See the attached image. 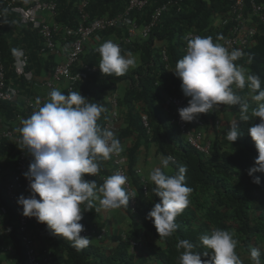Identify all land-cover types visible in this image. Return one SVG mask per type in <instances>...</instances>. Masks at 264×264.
Segmentation results:
<instances>
[{"label":"trees","instance_id":"1","mask_svg":"<svg viewBox=\"0 0 264 264\" xmlns=\"http://www.w3.org/2000/svg\"><path fill=\"white\" fill-rule=\"evenodd\" d=\"M17 1L20 4L19 0ZM88 1L85 12L88 13L89 22H91L98 18H109L123 13L130 0ZM165 1L167 0H158V3ZM235 1L182 0L178 5L170 6L166 10L147 39L137 38L131 43H126L122 38L125 37L123 29L102 31L92 37L99 38L102 43L111 40L120 46L122 54L131 52L137 56L138 63L135 68H129L122 76L95 73L71 86L65 82L60 85L67 88L65 93L70 89L80 91L82 96L89 99V102L99 103L105 107L106 111L97 120V124L102 129L105 128L113 111L108 98L116 94L120 84L126 86L123 96L118 99L119 114L113 128L128 159L125 168L137 190V207L134 211L129 204L128 207H121L129 218V231L125 235L112 236L110 244L106 246L103 243H90L82 250L74 248L72 242L66 238L53 235L46 224L38 223L33 217L34 222L29 225L28 232L30 230L35 232L32 231L29 236L40 254H43V251L49 252L51 264H177L178 256L183 251L176 247L180 239H188L196 244L195 250L201 254L202 259H207L204 253L210 250L200 244L199 237L210 234L215 228L232 233L234 239L238 241L235 250L242 264H252L250 259L252 247L261 250V264H264V173L248 175V170L254 166L258 156L255 142L249 135L248 129L253 124H258L259 118L251 117L249 121H242L238 105H224L223 110L230 109L235 112L234 119L242 135L226 147L225 142H220L221 130L213 128L214 137L205 136V140L210 142V155H206L188 144L177 123L173 122L176 115H166L164 112L168 97L180 96L182 93V81L172 71L175 69L176 62L183 58L182 48L187 43L186 35L211 36L214 42L220 43L228 33L230 24L223 25L220 22L218 26H214V22L223 21L230 5ZM243 1L244 15L248 17L249 14L251 15L250 0ZM56 2L58 8L53 20L60 25L77 26L79 0H56ZM255 2L264 4V0H255ZM156 6L157 4L149 2L143 10L132 13L133 19L140 27L144 26ZM0 12L5 23L0 27V56L4 62L7 84L17 86L24 97L32 96L35 94L31 89L33 80L27 81L23 76H16L13 50L22 49L26 52L29 56L26 71H30L34 78L44 71L51 76L54 59L57 56L46 51L38 33L29 25L22 24L18 15L10 12L1 0ZM251 17L258 33L253 43L243 51L244 55L235 63L245 70L246 75L256 73L264 80V27L258 21V17ZM217 37L222 39L217 40ZM160 43L164 44L166 49L169 68L165 67L161 59L158 45ZM80 59L84 64L98 67L101 57L95 48L85 50ZM74 70H78V67ZM234 90L243 101L249 104L251 116V109L258 105L251 99L247 83L244 89ZM248 96L250 99L246 100ZM31 114L21 96L12 102L0 101V116L11 124L16 121V115L28 118ZM198 117L192 122H185L188 131L203 133L202 127L212 128L219 121L216 110L212 112V120L209 122L207 121L209 116L205 114ZM143 119L147 127H144ZM203 120L207 121L208 125H204ZM130 138H134V141L130 147H127ZM144 147H153L158 155L174 158L175 163H170L169 168L164 169L168 175L175 174L180 165L187 168L186 184L193 189L189 196L190 204L176 218L179 228L171 237H160L153 221L146 219L148 212L155 203L160 202V198L153 191L155 185L150 179L148 195H144L134 172L137 155ZM16 153L14 143L3 140L0 144V166L2 161H6L5 159H12L11 164H13L17 159L18 153ZM31 161L28 162V168ZM99 164L98 173H106L109 166L107 160L101 158ZM10 174L11 171L4 170L3 176L8 177L0 176V216L3 231L8 225H14L19 212H22V206L15 205L6 194ZM255 176L260 177V185L252 182ZM84 178L95 180L97 187L103 184L89 174H85ZM28 185L29 182L26 179L21 190L25 197L30 195ZM37 198H39L38 195ZM80 207L83 215L80 223L84 225L85 230L96 226L90 222V218L96 211L95 203L92 202L91 208L88 202L82 203ZM141 234L146 238L142 253L131 249L128 242V239L139 238ZM20 239L21 235L16 230L9 235L0 234V254L2 257H9V260L12 259L11 262L13 261L14 264H25L24 246ZM1 260L0 257V264H8L9 260L4 262Z\"/></svg>","mask_w":264,"mask_h":264},{"label":"clouds","instance_id":"2","mask_svg":"<svg viewBox=\"0 0 264 264\" xmlns=\"http://www.w3.org/2000/svg\"><path fill=\"white\" fill-rule=\"evenodd\" d=\"M225 16L228 17L227 12ZM46 17L51 20L50 17ZM220 22L223 24L224 20H216L214 26H218ZM227 24L230 23L223 25ZM253 26L256 29L254 24ZM187 35L186 54H183L182 48L183 58L176 62L172 71L182 81L183 95L190 98L187 106L178 109L181 120L192 122L199 114L209 113L214 106L220 104L238 105L242 121L258 117L259 123L253 124L248 129L258 152L254 166L248 170V175L264 173V88H262L264 80L256 73L246 75L245 70L235 63L244 55L243 51L253 43L256 36L245 49L229 51L221 43L222 41L214 42L211 36ZM219 39L222 37H217V40ZM97 51L101 57L98 67L103 74L122 76L130 67L136 65L133 54L131 52L122 54L120 46L111 40L100 44ZM169 67L168 64L166 68ZM246 83L250 89L251 99L258 105L251 109V116L249 104L234 90L244 89ZM64 93L60 89H52L48 93L47 102H44L30 117L21 119V127L18 128L21 143L33 159L28 171L24 173L29 182L30 195L27 197L20 195L17 204L22 206L23 216L34 217L38 223L46 224L53 235L66 238L72 242L74 248L82 250L90 244L91 238L99 235L100 231L96 226L97 232L93 237L81 235L85 228L80 223L83 219L80 205L88 202L91 208L92 202L98 200L104 208L128 207L130 195L124 187L128 177L116 172L108 176L99 187L95 180L84 178L85 174L96 175L100 171V159L107 160L112 154H118L122 150L121 143L113 130L102 129L97 124L101 114L106 111L103 105L89 102L80 91H70L67 95ZM111 97L117 100L116 111L119 114L118 98L120 97L117 92L109 98ZM36 104L41 105L39 98L36 99ZM168 108L170 106L167 100L164 112L166 115H171L166 112ZM213 128L221 130L220 121L212 126L214 133ZM241 135L238 123L234 120L225 138L232 143ZM170 163H175L172 156L161 155L160 166L150 172V180L155 185L153 191L160 198V202L154 204L146 219L153 221L160 237H171L177 231L179 225L176 223V218L189 206V196L193 191L186 184V166L180 165L175 174L168 175L164 169H168ZM146 180L149 188V181ZM252 182L260 185L261 179L255 176ZM130 241L141 243V246L133 247ZM199 241L203 247L210 250L204 253L208 258L202 259L201 254L195 250L196 244L188 239H180L176 247L183 251L178 256L177 264H242L235 250L238 241L229 231L215 228L210 234L201 235ZM128 242L131 249L140 252L144 248L145 237L141 234L139 238L128 239ZM260 257L261 250L252 247L250 249L252 264H261Z\"/></svg>","mask_w":264,"mask_h":264},{"label":"built area","instance_id":"3","mask_svg":"<svg viewBox=\"0 0 264 264\" xmlns=\"http://www.w3.org/2000/svg\"><path fill=\"white\" fill-rule=\"evenodd\" d=\"M2 4L5 5L10 12L18 15L20 22L24 25H29L35 30L38 35L42 38L45 46V50L58 55L60 53L58 49V43L67 45V54L65 59L54 65L50 78L42 80L40 87L45 90L46 98L42 100L38 95L24 97L22 96L20 89L17 86L8 85L5 78V67L4 62L0 56V101L12 102L19 96L23 97L24 105L34 112L38 110L44 102L49 100L48 93L52 89H59L60 84L63 82L67 83L68 86L72 84L84 81L88 75L95 73H102L99 67L91 66L81 62L80 57L84 53V48L87 42L96 34L111 29H123L125 37H122L126 43H131L134 39L142 38L147 39L151 30L156 27L163 14L170 6L178 5L182 0H167L163 3H158V0H130L126 10L114 17H103L95 19L89 22V15L85 12V8L88 5V0H79V6L77 8L79 15V23L75 27H69L66 25H60L56 23L52 18L55 16L58 4L56 0H1ZM149 2L157 4L152 13L150 14L148 22L144 26L139 24L133 19L132 13L134 11L143 10ZM249 5L251 7V15L246 17L244 15L245 3L243 0H236L234 4L230 5L227 11V18L224 19L223 24L232 23L228 34L222 40V44L231 51L232 49L243 50L248 47L256 36V29L251 24V16L258 17V21L264 27V4L260 5L255 0H250ZM178 7V6H177ZM45 16L51 18V20L45 19ZM251 21V22H250ZM4 18L0 12V27L4 25ZM86 24V25H85ZM196 36L195 34H188ZM187 35V36H188ZM164 44L160 43V55L165 67H168V55ZM187 44L183 47V54H186ZM13 57L15 59L14 68L16 76H23L27 81H34L36 78L30 71H26V65L29 61V56L24 50H13ZM78 67V70H74ZM70 87H68L69 89ZM71 89L64 93L67 95ZM63 92V91H62ZM81 93V92H80ZM82 95V93H81ZM39 98L41 105L36 104V99ZM189 97H185L183 92L180 96H169L168 104L170 108L166 109L168 114L172 116L176 115V119L173 120L177 123L183 136L186 137L188 143L193 146L196 150L208 155L210 153V142L205 140V136L202 132L188 131L186 129V123L181 120L178 109L187 106ZM109 101L113 107V111L109 121L106 123L105 128L114 131V122L117 120V100L115 97L109 98ZM20 115H16V121L12 124L6 121L0 116V144L3 140H10L16 146V160L13 164H10L9 169L6 166V161H2L0 166V175L4 173V170L11 171L9 176V182L6 186V194L8 198L17 205V198L23 195L21 192L23 184L26 181L24 173L28 171V162L32 160L31 154L24 148L21 143V134L18 128L21 127ZM144 126L147 127V123L143 120ZM18 156V157H17ZM7 160V159H5ZM109 164L106 173H97L92 177H96L102 183L105 179L120 172L128 177V180L124 187L130 195L129 207L131 210L136 209V187L133 180L127 174V170L122 161L121 155L112 154L111 158L107 159ZM135 174L138 176L139 184L142 192L146 195L148 193V182L142 174L141 169H135ZM90 175V174H89ZM33 222V217H25L22 212H19L16 223L14 225H8L3 231L2 217L0 216V234H10L14 230L21 235V244L24 246L25 264H51V256L49 252L43 251L40 254L34 246L33 240L28 234V226ZM97 232L96 226L91 229H86L81 233L82 236L93 237ZM131 246L140 247L141 243L136 241H130ZM11 250V248H10Z\"/></svg>","mask_w":264,"mask_h":264},{"label":"crops","instance_id":"4","mask_svg":"<svg viewBox=\"0 0 264 264\" xmlns=\"http://www.w3.org/2000/svg\"><path fill=\"white\" fill-rule=\"evenodd\" d=\"M100 44H102V41H100L99 38L94 37L89 40L88 44H86L85 50L86 51L88 49L94 50L95 48H98ZM58 49L60 50V53L57 55L56 59H54V65L59 64L61 61H63L67 54V48L65 46L58 47ZM49 77L50 76L47 73L46 74L41 73V75L38 74L37 77H35L36 79L32 82V86H31L32 91L36 95H38L42 100L46 98V93H45V90L41 88L39 84L42 80L48 79ZM120 85L123 87V90L125 91L126 86H124L123 84H120ZM119 86L117 89V94L119 93ZM59 89L64 92L67 90V88L64 85L63 86L60 85ZM124 91H123V94H124ZM123 94L122 95L119 94L118 96L122 97ZM221 107H224V106H221ZM216 109H220V108H218V106H214L213 109L209 113L211 114ZM225 110H228V109H225ZM209 113H202V114H205L208 117L210 116ZM233 113L235 112L234 111L232 112V116L231 114H228V112H224L223 114L220 115L221 118L219 121H220L221 133L228 130L229 128L228 123L230 122V120L235 118V114ZM198 119H201V117H198ZM207 121L209 122V120ZM207 121L205 122L207 123ZM202 128L201 129L203 130V133L205 134V136L207 138H212L211 135L213 134V132L211 133L210 127L204 126ZM133 141H134V138L128 139L127 147H130ZM121 149L122 150L119 153L121 154L123 162L126 166L128 159L126 157L124 148H121ZM160 157L161 156L155 152V149L153 147H148V148L144 147L139 151L137 155V161H136L135 166L136 168L141 169L144 177L149 180L150 177H147L145 174L147 172H151L155 167L160 166ZM93 202L96 205V211L94 215L90 218V222L91 224H94L98 227L100 233L99 235L91 238V241H90L91 244H100V243L102 244L103 243V245L106 246L110 244V239L112 236L125 235L129 231V218H128V215L123 211L121 207L116 208V209L104 208L100 205L98 200H94ZM32 231L33 230H30L29 233H31ZM34 232L35 231H33V233ZM0 257L2 259L1 260L2 262H4L5 260H9V257L8 258H6L5 256L2 257L1 254H0ZM11 260L8 261V264H14L13 261L11 262Z\"/></svg>","mask_w":264,"mask_h":264},{"label":"rangeland","instance_id":"5","mask_svg":"<svg viewBox=\"0 0 264 264\" xmlns=\"http://www.w3.org/2000/svg\"><path fill=\"white\" fill-rule=\"evenodd\" d=\"M45 19H47L48 20V18L45 16ZM59 45H60V47H62V44L60 43V42H57ZM135 58H136V64L138 63V57L137 56H135V55H133ZM136 66V65H135ZM130 68H132V69H134L135 67H130ZM47 72L46 71H44V72H42V74H46ZM48 74V73H47ZM12 85V84H11ZM123 87L120 85L119 86V93H118V95L120 94V95H122L123 94ZM120 98H121V96H119ZM119 99V98H118ZM250 99V97L248 96V99H246V100H249ZM221 106H224V104H220L219 106H218V108H220V109H216V112H218V120H220V118H221V114H223L224 112H228V114H231V116H232V112H233V110L231 111V110H223L224 108L223 107H221ZM218 110V111H217ZM220 112V113H219ZM210 114V113H209ZM233 114H235V113H233ZM211 115H212V113L210 114V116H209V118H208V120L209 121H211L212 120V118H211ZM235 119H232V120H230V122L228 123V125H229V128H228V130L230 129V124L234 121ZM236 121V120H235ZM203 123H204V125H207V123L206 122H204V121H202ZM212 123V122H211ZM218 123H219V121H218ZM212 126V125H211ZM215 129V128H214ZM228 130H226L225 132H222L221 134H220V142L222 141V142H225L224 144L226 145V147H228L229 145H230V141H227L226 140V138H225V135H226V132L228 131ZM210 131H211V133H212V129L210 128ZM211 137L213 138L214 137V133L211 135ZM7 162L5 163L6 164V166L10 169V167H9V165L12 163V159H7L6 160ZM147 177H150V172H147L146 174H145ZM2 178L3 177H8V176H3V174H1L0 175Z\"/></svg>","mask_w":264,"mask_h":264}]
</instances>
